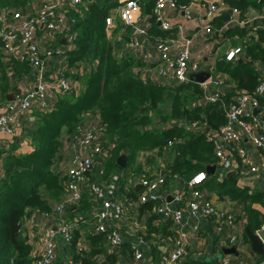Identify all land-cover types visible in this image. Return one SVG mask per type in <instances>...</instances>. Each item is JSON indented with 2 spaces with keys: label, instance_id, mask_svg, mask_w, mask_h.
Listing matches in <instances>:
<instances>
[{
  "label": "crops",
  "instance_id": "crops-1",
  "mask_svg": "<svg viewBox=\"0 0 264 264\" xmlns=\"http://www.w3.org/2000/svg\"><path fill=\"white\" fill-rule=\"evenodd\" d=\"M154 1L156 0H140V7L135 15L136 22L133 25H129L120 17L118 7L120 0H118L117 6L112 8L107 15V17L112 16L114 21L112 25L106 24V30L114 46V55L117 59L131 56L137 61L140 60L141 66L136 70L142 78L150 79L152 82L164 86H175L180 82L176 80L173 68L163 62L160 53L155 47L156 43L165 39L160 37L159 33H153V30H150L149 14H146L150 10L152 11L151 3H154ZM210 1H214L217 4L216 15H219L222 11H227L233 16L234 21L231 22L230 20L228 27L245 26L252 29L249 30L244 38L239 35L228 36L218 32L216 29L211 33L207 32L206 26L213 20V17L208 14ZM256 1L259 3L264 2V0ZM41 2L42 0H31L22 7H13L0 3V31L10 30V24L14 21V11L35 15ZM84 3L85 0L75 11H71V16L75 19L72 24V31L75 33L73 39L70 38V35L65 30L55 35H49L41 26L38 32V38L41 40L42 46L50 45L52 47L66 48V52L62 57L53 56L48 58L44 68V75L47 81L57 82L58 76L63 73L69 79L71 89L63 94H58V96L67 94L72 98V101H76L77 98L86 92L88 75L95 66L87 61L70 63L67 58L68 49L71 48L78 37L75 27L81 15L80 12L85 7ZM165 15L171 24L169 29L171 32L166 35L171 46L170 56L176 59L183 43L186 40H190L191 54L189 64L191 70L188 82H197L190 79L191 74L210 73V77L205 81L207 83L205 90L201 83L197 82L201 85L206 95H216L215 97H217L219 94L229 92L233 94L231 100L234 102L237 95L243 91L239 89L237 82L230 78L227 73L218 70L217 62L220 58L226 57L227 53L235 48H241L242 52L230 61L249 60L247 56H244L245 48L243 43L246 40H256L258 38L259 32L256 29L264 27V14L256 6H252L244 21L241 22L239 13L224 5L223 0H193L186 11L177 7L168 8L165 11ZM254 19L258 20L257 24L247 25ZM137 25L144 27L146 33L139 34ZM158 25L159 31H161L160 23ZM149 32L155 35L153 36ZM135 38H140L142 42L137 47L132 46ZM254 65L257 66L261 78L264 64L255 61ZM161 70H165V76L160 74ZM37 79L38 73L34 66L21 59L16 49L13 51L7 50L4 47L3 38L0 36V105L19 102L35 86V80ZM216 80H219L220 83H215ZM55 101L54 99L48 109H41L38 105H35L30 111L20 114L19 126L14 134L0 133V182L5 177L7 157L14 154L17 156L25 155L34 151L30 135L39 123L37 111H50ZM208 101L205 97L200 98L199 101L198 99L195 100L193 105H198L199 103L201 107H204L209 103ZM254 108L260 109V114L257 116L253 115ZM142 109L141 112H145V107L144 111ZM245 109L248 113L250 112V119L256 118L260 124L264 123V105L252 107L248 104ZM78 118L80 120L78 121L75 134L70 135L66 131L62 132L60 144L55 153V163L52 164V169L63 177L64 194L60 199L52 200L53 210L48 213L50 214L49 217L38 209H34L28 211L26 218L21 223L22 234L29 236L34 256L38 257L43 254V237L48 230L52 229L55 231L56 242L55 264H81V262L74 260V256L71 253L72 241L67 240L60 231V227L64 224L69 226L73 237L76 235V249L85 250V255L90 256L91 243L88 235L92 233L96 224V220H93L94 213L102 209L101 200L96 199L90 191V184L93 182L101 184L107 180L105 178L109 174L103 176L104 174H101L100 170H102L103 166L106 168V165L112 159L115 161L116 166L112 167L110 171H107L106 168V171L108 173H119L122 178L119 181L117 193L115 195L106 193V198L114 199L126 206V215L120 219L108 215L105 222L110 227L119 228L123 242L122 245L113 249L106 237L102 240L105 253L94 255L92 257L93 264H162L163 257L175 249V242L182 231L186 232L187 235L184 241L186 248L184 260L187 264H219L223 260H228L231 263L239 262L240 264H260L264 260V254L252 250L246 234L245 229L247 227L251 232H256L250 228L248 213L244 208L243 201L232 200L227 196L220 195L224 191L221 185L225 182L238 185L239 187H249L252 191L264 193V174L262 172V168L264 169V148L254 146L247 135H243L238 145L245 148V160L248 161V164L236 152L234 144L224 142L220 138L219 133H217L219 130H212L205 121H191L183 118L165 120L159 124L160 128L178 126L196 134L204 133L206 136L215 133L217 141L222 145L224 155L229 159L230 164L228 167L221 165L218 157L217 162L207 164L205 167L206 173L208 165L217 166L216 170L209 174L207 173V175H214L215 177L210 180L208 186L203 184L201 190L219 211L235 215L234 224H229L226 219L208 217L197 219L193 218L189 213L187 203L192 195L189 184L186 186V181L181 175H174L170 178L167 169L168 165L173 164L178 158L179 151L175 147V144H178V139H172L173 141H170L171 144L169 143L165 146L163 155H159L156 151H138L135 163L129 167L130 149L127 148L117 156H114L116 138L106 137L105 128L98 110L88 109L81 111ZM88 130L94 132L96 142L107 150V154L104 158L95 160L93 170L87 174L82 184V200L72 203L68 201L69 192L66 189L65 172L76 156L86 157L94 155L91 148L84 147L80 141V138ZM121 154H126L127 156L128 164L126 167H121L118 164V157ZM252 166H257V170L252 171L250 169ZM161 176L165 179L158 190V194L161 197L157 201L148 200L149 202L147 201V203L146 201L145 203L141 202L140 195L145 192V187L140 179L144 177L156 179ZM177 194H182L183 196L180 202H176L174 199ZM169 202L183 208L185 216L180 224L173 220L165 219L157 213L158 204ZM60 204H64V208L61 212H58L57 207ZM253 207L258 211H263V205L260 203H255ZM81 215L84 217L83 220V217L80 218ZM80 221L84 222L81 223ZM136 248L142 253V259L138 260L135 258ZM232 248L234 249L232 250Z\"/></svg>",
  "mask_w": 264,
  "mask_h": 264
},
{
  "label": "trees",
  "instance_id": "trees-1",
  "mask_svg": "<svg viewBox=\"0 0 264 264\" xmlns=\"http://www.w3.org/2000/svg\"><path fill=\"white\" fill-rule=\"evenodd\" d=\"M29 1L31 0H0V3L22 7ZM192 1L176 0V7H188ZM223 3L238 12L242 21L252 6H256L264 14V2L223 0ZM117 4L118 0H85V7L82 8L75 27L78 37L68 49L67 58L70 63L87 61L95 65L87 78V90L76 101H72L67 94L56 95L50 100H56L50 111H37L39 123L30 135L34 151L6 158L5 177L0 182V264H35L38 257L32 254V244L29 236L22 234L21 223L28 211L38 209L44 214L51 212L52 200H58L64 194L63 177L52 169V164L55 163V153L62 132L66 131L70 135L76 133L81 111L98 110L106 137L116 138L114 156L127 148L130 149L129 167L135 163L138 151H156L163 155L165 146L173 141L172 139H178L175 147L179 155L177 160L167 167L170 178L181 175L188 186L194 174L205 171L207 164L217 162L215 143L211 135L196 134L178 126L160 128L159 124L165 120L187 118L191 121H205L212 130H219L227 122L233 94H219L216 101H208L204 107L199 103V106L193 105L195 100L206 98L204 90L197 82L187 81L175 86L160 85L138 74L136 69L141 66L140 60L137 61L131 56L117 59L106 30V17ZM151 4L152 11L146 13L149 14L150 30L159 33L160 37L165 39L163 41L169 44L166 35L171 31H159L155 1ZM212 19L209 24L212 32L216 29L228 36L239 35L244 38L252 29L245 26L228 27L233 16L227 11L215 14ZM256 30L259 32L258 38L243 43L244 56L249 60L234 62L224 56L217 62L218 70L227 73L237 82L239 89L246 93H253L260 83L261 78L254 62L264 64V27ZM257 99L259 105H264L263 96H257ZM144 107L145 112H141ZM114 166L115 161L111 159L106 165L107 171ZM106 168H102L103 176L114 174L108 173ZM108 176L105 179L108 180ZM214 177L207 175L196 187L201 189L203 184L208 186ZM221 187L224 188L221 196L243 201L250 228L256 232L264 222V193L229 182L223 183ZM82 197L83 194L78 202ZM255 203L263 205V211L254 208ZM88 238L91 243L90 256L85 255V250L76 249V235H72L69 240L72 241L71 253L74 260L81 264H93L94 255L105 253L102 242L106 238L105 233L96 232L94 227Z\"/></svg>",
  "mask_w": 264,
  "mask_h": 264
},
{
  "label": "built area",
  "instance_id": "built-area-1",
  "mask_svg": "<svg viewBox=\"0 0 264 264\" xmlns=\"http://www.w3.org/2000/svg\"><path fill=\"white\" fill-rule=\"evenodd\" d=\"M83 0H42L39 9L35 15H28L21 11L13 12L14 21L10 24V30L0 31V36L4 40V47L13 51L16 49L20 58L26 60L34 66L38 73V79L35 80V86L30 89L25 97L19 102H12L10 104L0 105V133L14 134L19 126V116L22 113L28 112L35 105H38L41 109H48L52 103V100L56 95L68 92L71 89V83L69 79L62 73L58 76L57 82L47 81L45 78L44 68L46 67V61L48 58L57 56L62 57L65 52V47H52L42 46L41 40L38 38V32L40 27L44 28L47 34L52 35L63 32H68L70 38L75 37V33L72 31V24L75 19L71 16V11H75ZM217 4L214 1H210L208 5L209 16H214ZM119 12L121 19L129 25H133L136 22L135 15L140 7V0H120ZM176 0H156L155 1V16L156 20L160 23L163 30L167 31L171 28L170 21L165 15V11L168 8H175ZM184 11L188 7H182ZM113 17L108 16L106 18V24L112 25ZM234 21L231 19V22ZM243 22V21H241ZM138 33L145 34L144 27H139ZM206 31L211 33V26H206ZM44 41V40H43ZM140 38L133 40L132 46L137 47L140 45ZM156 50L160 53V57L163 62L174 70L175 78L178 82L184 83L189 80L190 74V40H186L181 46L176 59L170 56L171 46L166 41H159L155 45ZM242 52L241 48H235L227 53V59L233 60L238 54ZM161 75L165 76V70H161ZM215 83H220L216 80ZM203 89L207 87V83H201ZM206 94V93H205ZM264 94V71L260 79V83L256 87L253 93L242 92L237 95L234 102L229 106L228 118L226 124H224L217 133L220 138L226 142L234 144V149L240 157L248 164L246 159V150L244 147L239 146V142L243 138V135H247L254 146L257 148H264V123L260 124L256 118L250 119V112L246 111L245 107L249 104L252 107H259V101L257 96H263ZM216 96V95H215ZM214 95H206V99L209 101H216L217 97ZM211 139L215 143L216 155L219 158L220 164L228 167L230 164L229 159L224 155L222 145L217 141L215 133L211 134ZM81 144L84 147L91 148L93 156H76L71 166L66 170V189L69 192L68 201L74 203L77 202L83 193L82 184L86 179L87 174L93 170L95 160L104 158L107 154L105 150L98 142H96L95 134L92 130H88L80 138ZM171 144V142H169ZM252 171L257 170V166L250 168ZM264 174V169L262 168ZM101 174H104L103 169L100 170ZM200 179H197V178ZM207 177L205 171L196 173L189 181V187L191 190V198L189 199L187 206L189 207V213L193 218L208 217L217 219H226L229 224H234L235 215L233 213H225L219 211L216 206L208 199L204 192L197 188L196 185L201 184ZM119 173L112 174L108 180L103 183H91V193L102 202V209L94 213L96 218L95 230L96 232H102L106 234V237L111 247L117 248L122 242V234L119 228L110 227L105 219L108 215L114 218L120 219L126 215V206L115 201L114 199L106 198V193L115 195L118 191L119 181L121 179ZM141 183L145 187V192L140 195V201L145 202L148 200L157 201L161 196L158 194L160 186L164 183V177H158L156 179L141 178ZM176 202H180L183 199L182 194H177L174 198ZM64 208V204H60L57 207V211L61 212ZM157 213L165 219L173 220L180 224L185 216L183 208L177 207L171 202L160 203L157 205ZM49 217L50 214L46 213ZM83 216L81 215L80 218ZM84 217L82 218V220ZM60 231L65 235L67 240L72 238L70 228L67 224L60 227ZM264 222L261 227L256 230L264 245ZM186 232L182 231L176 240L175 249L168 255L163 257L162 264H187L185 262L186 248L185 238ZM44 252L41 256H38L35 264H55L56 255V242L55 231L48 230L43 237ZM135 258L142 259V253L136 248ZM219 264H240L239 262L231 263L228 260H223ZM264 264V260L260 263Z\"/></svg>",
  "mask_w": 264,
  "mask_h": 264
},
{
  "label": "water",
  "instance_id": "water-1",
  "mask_svg": "<svg viewBox=\"0 0 264 264\" xmlns=\"http://www.w3.org/2000/svg\"><path fill=\"white\" fill-rule=\"evenodd\" d=\"M257 22H258V20L254 19L251 22L247 23V25H251V24L254 25V24H257ZM209 77H210V73H204V72L190 75V79L191 80H195V81L200 82V83L205 82ZM144 110L145 109L143 108L142 111H144ZM258 114H260V109L259 108H254L253 115L257 116ZM263 121H264V116H263ZM207 131H208V129H207ZM118 164L121 167H126L127 166L128 160H127L126 154H121L118 157ZM216 168H217L216 165H208L207 166V173L208 174L211 173L212 171L216 170ZM245 230H246V234L248 236V239H249V241L251 243L252 250H254L257 253L264 254V245L262 243V240H261L260 236L258 234H256V233L251 232L248 227ZM233 249L234 248H232V250ZM232 250H229V251H232Z\"/></svg>",
  "mask_w": 264,
  "mask_h": 264
},
{
  "label": "snow or ice",
  "instance_id": "snow-or-ice-1",
  "mask_svg": "<svg viewBox=\"0 0 264 264\" xmlns=\"http://www.w3.org/2000/svg\"><path fill=\"white\" fill-rule=\"evenodd\" d=\"M197 179H200L199 177Z\"/></svg>",
  "mask_w": 264,
  "mask_h": 264
},
{
  "label": "rangeland",
  "instance_id": "rangeland-1",
  "mask_svg": "<svg viewBox=\"0 0 264 264\" xmlns=\"http://www.w3.org/2000/svg\"><path fill=\"white\" fill-rule=\"evenodd\" d=\"M232 42H233V40H232Z\"/></svg>",
  "mask_w": 264,
  "mask_h": 264
}]
</instances>
